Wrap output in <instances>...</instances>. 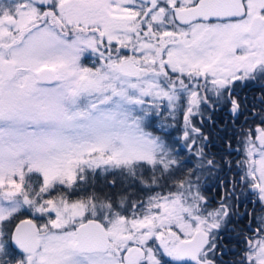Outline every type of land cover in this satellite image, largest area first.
Masks as SVG:
<instances>
[{"label": "snow or ice", "instance_id": "1", "mask_svg": "<svg viewBox=\"0 0 264 264\" xmlns=\"http://www.w3.org/2000/svg\"><path fill=\"white\" fill-rule=\"evenodd\" d=\"M0 264H264V0H0Z\"/></svg>", "mask_w": 264, "mask_h": 264}, {"label": "flooded vegetation", "instance_id": "2", "mask_svg": "<svg viewBox=\"0 0 264 264\" xmlns=\"http://www.w3.org/2000/svg\"><path fill=\"white\" fill-rule=\"evenodd\" d=\"M251 95V93H249ZM234 141V140H233ZM234 148L236 147V144H235V141H234ZM219 146H220V142L217 140L212 148V151H217L219 149ZM234 160L235 159H238L239 157L233 153V157H232ZM207 187H208V196L210 198H213V202H214V199L216 197V192H215V181L212 177H208V180H207ZM251 199V198H250ZM247 207L249 208V210H251L253 208V205L251 202H248L247 203ZM259 206H257V209H258ZM242 210H243V205H242ZM22 219H28L30 218L29 216H24V217H21Z\"/></svg>", "mask_w": 264, "mask_h": 264}, {"label": "trees", "instance_id": "3", "mask_svg": "<svg viewBox=\"0 0 264 264\" xmlns=\"http://www.w3.org/2000/svg\"><path fill=\"white\" fill-rule=\"evenodd\" d=\"M234 143V141H233ZM234 146V144H233ZM104 186V181L103 180H100L98 181V187H103ZM120 184H119V179H117V188H119Z\"/></svg>", "mask_w": 264, "mask_h": 264}]
</instances>
